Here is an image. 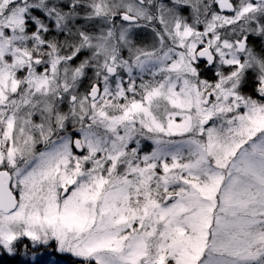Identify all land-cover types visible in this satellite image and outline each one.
Instances as JSON below:
<instances>
[{
  "label": "snow or ice",
  "instance_id": "snow-or-ice-1",
  "mask_svg": "<svg viewBox=\"0 0 264 264\" xmlns=\"http://www.w3.org/2000/svg\"><path fill=\"white\" fill-rule=\"evenodd\" d=\"M0 264H264V0H0Z\"/></svg>",
  "mask_w": 264,
  "mask_h": 264
}]
</instances>
